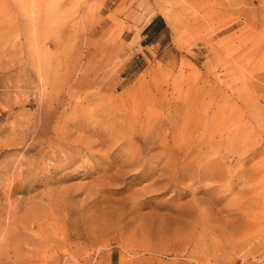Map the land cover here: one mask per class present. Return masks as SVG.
Listing matches in <instances>:
<instances>
[{
	"label": "rangeland",
	"instance_id": "rangeland-1",
	"mask_svg": "<svg viewBox=\"0 0 264 264\" xmlns=\"http://www.w3.org/2000/svg\"><path fill=\"white\" fill-rule=\"evenodd\" d=\"M262 90L264 0H0V264H264Z\"/></svg>",
	"mask_w": 264,
	"mask_h": 264
},
{
	"label": "bare ground",
	"instance_id": "bare-ground-1",
	"mask_svg": "<svg viewBox=\"0 0 264 264\" xmlns=\"http://www.w3.org/2000/svg\"><path fill=\"white\" fill-rule=\"evenodd\" d=\"M80 57H81V51L79 52H76V55H75V57L74 58H76V66H77V70L81 73V75L78 77V78H76L77 79V81L79 82V83H88L89 81H90V79L92 80L89 84H91V85H94V84H96L97 83V79H98V72H97V69H96V67H93V69L91 70V72H90V74L89 75H87V77H86V75H85V73H84V69H83V67L80 65V61H77V60H79L80 59ZM85 69H87V67L85 68ZM68 72H71V71H68ZM68 72H66L65 71V77H71V75H69L68 74ZM73 73H75L76 72V70H75V72L74 71H72ZM40 75V74H39ZM83 75H85V76H83ZM42 76V75H41ZM88 77H90L89 79H88ZM68 78H66V79H68ZM66 82V81H65ZM74 82V81H73ZM83 87V86H82ZM72 88V87H71ZM76 89V88H75ZM93 112V111H92ZM83 114V113H82ZM86 115V114H85ZM82 116V115H81ZM101 117V116H100ZM85 118H86V116H85ZM78 119V118H77ZM97 119V118H96ZM86 120V119H85ZM87 121V120H86ZM88 122H90V121H88ZM99 122V121H98ZM89 125V124H88ZM85 127V126H84ZM89 130V129H88ZM65 133V132H64ZM67 133V132H66ZM64 135H66V134H64ZM11 146V145H10ZM212 165V164H211ZM203 173V172H202ZM186 175V174H185ZM201 178V177H200ZM195 196H196V194H195ZM199 200V199H198ZM201 201V200H200ZM198 202V201H197ZM192 207H194V206H192ZM182 222H184L183 220H182Z\"/></svg>",
	"mask_w": 264,
	"mask_h": 264
},
{
	"label": "crops",
	"instance_id": "crops-1",
	"mask_svg": "<svg viewBox=\"0 0 264 264\" xmlns=\"http://www.w3.org/2000/svg\"><path fill=\"white\" fill-rule=\"evenodd\" d=\"M164 26L166 27V23L165 21L162 19H157L156 17H154L148 24V26L145 28H149L145 34L142 35L141 37V41L142 40H147V39H151V37L154 34H160V32H162V30L164 29ZM262 92H264V90H262Z\"/></svg>",
	"mask_w": 264,
	"mask_h": 264
},
{
	"label": "trees",
	"instance_id": "trees-1",
	"mask_svg": "<svg viewBox=\"0 0 264 264\" xmlns=\"http://www.w3.org/2000/svg\"><path fill=\"white\" fill-rule=\"evenodd\" d=\"M160 20H162V19L160 18ZM148 29H149V28H148ZM148 29H147V30H148Z\"/></svg>",
	"mask_w": 264,
	"mask_h": 264
}]
</instances>
